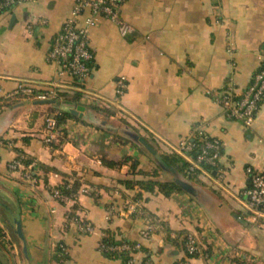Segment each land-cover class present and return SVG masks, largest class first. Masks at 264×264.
Listing matches in <instances>:
<instances>
[{
    "label": "crops",
    "instance_id": "crops-1",
    "mask_svg": "<svg viewBox=\"0 0 264 264\" xmlns=\"http://www.w3.org/2000/svg\"><path fill=\"white\" fill-rule=\"evenodd\" d=\"M73 5L36 0L0 14V264H122L100 250L106 231L141 243L154 264H264V223L249 220L244 195L247 169H264V100L250 129L229 120L216 100L229 83L248 88L264 64V0H128L122 16L135 32L122 37L98 18L83 88L49 59ZM121 78L127 90L119 96ZM20 84L55 95L40 101ZM78 107L84 110L73 115ZM56 112L61 135L46 144V119ZM196 128L220 141V169L190 180L167 159L192 164L180 148ZM16 159L34 164L33 182L9 171ZM176 180L194 194L178 184L170 196L140 185ZM68 185L78 198L55 199L53 191ZM139 194L161 226L147 241L143 220L120 213ZM75 219L95 232L82 234ZM190 234L206 248L203 256L187 255Z\"/></svg>",
    "mask_w": 264,
    "mask_h": 264
},
{
    "label": "built area",
    "instance_id": "built-area-1",
    "mask_svg": "<svg viewBox=\"0 0 264 264\" xmlns=\"http://www.w3.org/2000/svg\"><path fill=\"white\" fill-rule=\"evenodd\" d=\"M36 0H2L0 2V14L6 13L20 5L33 3ZM128 0H74L71 17L63 25L60 32L54 37L50 49L49 59L55 63L62 71L68 74L72 79L85 83L91 72L94 53L89 42V31L96 26L98 18L103 17L114 23L122 37H127L135 32L134 27L129 24L122 16V7ZM87 15L83 23L81 17ZM118 95L122 96L127 90V83L124 78L117 81ZM18 90L24 94L34 95L40 101L49 100L55 91L49 90L46 93H35V87L31 85L20 84ZM216 100L224 111L225 116L232 121H238L244 125L246 129L253 127L256 120L261 103L264 100V64L260 70L254 75L252 83L248 88L241 90L235 84L229 83L223 90L216 93ZM62 114L56 112L54 115L46 119V127L43 135V141L46 144H52L61 135L60 118ZM194 140L200 143V154L196 163H192L191 171L198 168L200 162H204L212 169H220L221 159V143L204 133L203 130L196 128L194 130ZM194 145L190 140L183 141L181 144V153L187 154L193 151ZM9 171L19 173L21 178L28 182H33L34 164L25 165L22 159H16L9 165ZM250 186L245 190L244 195L247 197V209L250 214L252 223H264V169L254 170L247 169ZM224 172L219 173V179H224ZM71 186L65 187L63 190H54L53 196L62 203L74 202L78 198V193L70 191ZM68 191V192H67ZM83 193H91L89 188H84ZM120 213H129L138 219H142L144 226L141 230L142 240H150L161 229L160 223L151 217L144 210V206L140 201H129ZM115 209L111 214L114 215ZM78 229L82 234H92L95 228L92 223L84 219H75ZM141 243L134 245H122L116 247H106L100 244V250L105 251H126L130 252V264H141L138 256L141 254ZM204 246L199 238L190 234L186 238L185 251L188 256H203ZM149 259L143 264H154L151 255L144 256ZM143 257V258H144Z\"/></svg>",
    "mask_w": 264,
    "mask_h": 264
},
{
    "label": "trees",
    "instance_id": "trees-1",
    "mask_svg": "<svg viewBox=\"0 0 264 264\" xmlns=\"http://www.w3.org/2000/svg\"><path fill=\"white\" fill-rule=\"evenodd\" d=\"M73 83L72 86H76L77 88H83L84 83H80L78 80L76 79H72ZM63 118V117H62ZM60 118V121L61 119ZM193 145H194V149L193 151H191L190 153L184 154V157H186V159H190L192 161V163H196L197 157L200 154V143H198L197 140H193L192 141ZM166 160V159H165ZM168 163H170V165L178 168L180 171H182L185 176L192 180L195 179V177L200 173V172H210V173H214V171L217 173V169H212L211 167H209L208 165H206L204 162H200L198 165V168H196L194 171H191V164L189 162L184 161L181 157L179 156H174L172 159H167ZM134 166H136V164H134ZM77 184V183H76ZM75 185V188L77 189L78 186ZM127 187H130V184L127 183L126 184ZM140 185L143 187V190L146 192H154L156 189H158V191L160 193H162L165 196H170L172 193H174L175 191H180V187L175 184V183H163V182H158V181H147V182H142L140 183ZM64 191V189H62ZM134 199L136 201H140L142 200V195H136L134 197ZM188 235L184 236V247H185V243H186V238ZM2 233H1V229H0V240L2 239ZM100 244H103L106 247H116V246H122L124 244L126 245H134L135 242H130L126 239H122V238H117L116 237V233L112 232V231H106L104 232V235L100 241ZM102 253L104 255H106L108 258L111 259H116V260H120L122 262V264H130L129 261L131 259V254L130 252H126V251H105V250H101ZM206 248L204 249V252H206ZM140 253L143 256H149V252L146 249H141ZM199 256L197 255H192L191 257H197ZM149 259L148 257H144L143 258V262L141 264H143L145 262V260Z\"/></svg>",
    "mask_w": 264,
    "mask_h": 264
},
{
    "label": "water",
    "instance_id": "water-1",
    "mask_svg": "<svg viewBox=\"0 0 264 264\" xmlns=\"http://www.w3.org/2000/svg\"><path fill=\"white\" fill-rule=\"evenodd\" d=\"M14 19H15V17H13V21H14ZM83 110H84L83 107H78L75 111H72V114L78 116L79 113L82 112ZM155 157H156V159L158 160V163L160 164V166H161L163 169L166 170L167 165H166V163L163 161V159H162L159 155H156V154H155ZM175 183L178 184V185H180L181 188H182L184 191H186V192H188V193H190V194H194V189L191 187V185H190L189 183H187V182H183V181H181V180H176ZM18 232H19V234L21 235V228H20V225H18Z\"/></svg>",
    "mask_w": 264,
    "mask_h": 264
}]
</instances>
